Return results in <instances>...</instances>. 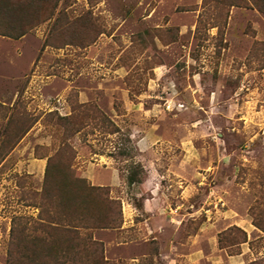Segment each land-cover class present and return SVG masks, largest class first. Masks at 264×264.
Instances as JSON below:
<instances>
[{
    "label": "rangeland",
    "instance_id": "rangeland-1",
    "mask_svg": "<svg viewBox=\"0 0 264 264\" xmlns=\"http://www.w3.org/2000/svg\"><path fill=\"white\" fill-rule=\"evenodd\" d=\"M22 1L28 30L0 34V264H264V0ZM49 162L119 226L41 224Z\"/></svg>",
    "mask_w": 264,
    "mask_h": 264
},
{
    "label": "trees",
    "instance_id": "trees-1",
    "mask_svg": "<svg viewBox=\"0 0 264 264\" xmlns=\"http://www.w3.org/2000/svg\"><path fill=\"white\" fill-rule=\"evenodd\" d=\"M31 5L20 2L18 5L13 0H0V34L12 37H20L26 33L29 27L24 26V16ZM16 12L14 19H10L13 12ZM9 118V121H11ZM111 126L113 123L109 122ZM114 127L111 132L118 131ZM6 150L4 156L8 153ZM60 151V148H59ZM57 150V153L59 152ZM126 154V152H122ZM58 179H52L51 162L46 170L44 194L45 198L54 202L58 208L56 214H49V217L42 218L41 224L47 227L58 226L67 230H78L80 227L86 228H113L119 226L121 208L117 200L107 198L102 199L104 187L95 186L84 177L78 176L70 162L57 165ZM138 168L143 169L141 164ZM139 169V170H140ZM137 169L129 176V183L137 181ZM52 179V180H51ZM107 199V200H106ZM101 200V202H100ZM103 203V205H102ZM111 203H116L119 209H115ZM52 214V215H50ZM236 230L246 234L241 228L235 226ZM264 230V228H263ZM246 237H244V241ZM52 250V249H51Z\"/></svg>",
    "mask_w": 264,
    "mask_h": 264
},
{
    "label": "crops",
    "instance_id": "crops-1",
    "mask_svg": "<svg viewBox=\"0 0 264 264\" xmlns=\"http://www.w3.org/2000/svg\"><path fill=\"white\" fill-rule=\"evenodd\" d=\"M144 141L141 143V148L144 146ZM197 255V254H196ZM193 257V255H188V258L189 259H191ZM237 261V259H235V258H233V259H231V263H234V262H236Z\"/></svg>",
    "mask_w": 264,
    "mask_h": 264
}]
</instances>
